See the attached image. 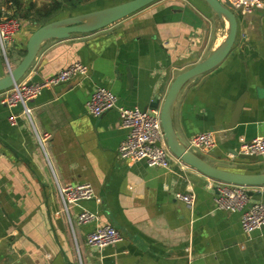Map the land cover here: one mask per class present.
Segmentation results:
<instances>
[{
	"label": "crops",
	"instance_id": "obj_1",
	"mask_svg": "<svg viewBox=\"0 0 264 264\" xmlns=\"http://www.w3.org/2000/svg\"><path fill=\"white\" fill-rule=\"evenodd\" d=\"M41 1L21 0L17 8L0 0L21 20L10 46L11 66L25 55L33 30L57 13L36 14ZM99 1L63 0L58 12H85ZM32 3L36 8L27 17ZM235 12L238 36L231 51L184 84L173 122L186 144L196 133L213 131L215 146L196 149L209 162H239L237 170L264 172V155H235L242 144L264 135V7ZM227 28L205 0H156L104 28L42 45L23 79L54 76L76 60L89 73L43 89L30 102L33 123L22 105L0 100V264H264V226L247 233L241 211L217 207L220 180L182 160L150 166L118 153L128 134L119 108L145 109L154 98L162 104L175 76L216 48ZM7 71L0 56V76ZM101 86L115 93L117 104L94 116L87 102ZM11 114H17L16 124ZM46 131L51 138L40 143L37 133ZM80 182H90L96 195L67 210L59 185ZM249 190L251 203L264 202V184ZM176 192L192 194V202ZM83 210L95 219L79 222ZM107 223L119 229L122 240L102 249L87 245V233Z\"/></svg>",
	"mask_w": 264,
	"mask_h": 264
},
{
	"label": "built area",
	"instance_id": "obj_2",
	"mask_svg": "<svg viewBox=\"0 0 264 264\" xmlns=\"http://www.w3.org/2000/svg\"><path fill=\"white\" fill-rule=\"evenodd\" d=\"M235 9L252 11L257 7H264V0H230ZM21 30V20L10 9L0 6V56L7 62L9 68V48L14 43ZM89 73V66L76 60L61 69L54 76L42 80L21 79L11 88L0 92V100L9 107L22 105V112L32 122L34 100L47 87L66 82ZM117 104V96L106 87H97L91 94L87 105L94 116H99ZM122 125L127 128L128 134L121 142L118 153L129 161L145 160L150 166L169 167L173 161H181L169 148L161 122L160 110L157 108L141 109L119 108ZM12 124L17 123V114L9 117ZM33 123V122H32ZM40 143L51 138L46 131L37 133ZM216 143L213 131H202L191 136L187 143L190 149L211 150ZM239 152L246 154L264 155V135L256 136L249 142L242 144ZM216 195L217 207L227 211H241V223L245 232L250 233L264 226V202L256 200L251 203L248 190L250 187L237 183L220 181ZM59 192L63 205L68 210L71 204L79 203L95 197V189L90 182L59 185ZM177 198L192 202L190 193L176 192ZM79 222H90L95 219L93 212L83 210L79 212ZM123 238L122 233L112 224H104L87 233L86 243L97 249L115 244Z\"/></svg>",
	"mask_w": 264,
	"mask_h": 264
},
{
	"label": "water",
	"instance_id": "obj_3",
	"mask_svg": "<svg viewBox=\"0 0 264 264\" xmlns=\"http://www.w3.org/2000/svg\"><path fill=\"white\" fill-rule=\"evenodd\" d=\"M156 0H124L117 4L103 7L97 10L85 11L69 16H57L42 25H39L30 34L26 53L22 59L9 70L0 76V92L7 90L18 83L31 67L37 53L42 45L51 38H67L73 33H87L104 28L134 12L144 8L145 6L155 2ZM213 12L220 18L228 22L227 34L225 39L209 54L194 63L191 67L179 72L165 96L164 101L160 104V100H154L145 108H158L160 105V116L162 126L165 132V139L169 148L183 162L189 164L204 174L227 183H237L250 186H259L264 184V172H246L237 170L239 162H229L219 160L215 163L209 162L199 155L196 149H190L186 142L177 133L174 122L173 112L177 96L186 82L193 77L209 71L219 65L231 51L238 36V19L235 7L230 0H205ZM242 102L237 104L235 117L232 119L231 126H234L237 119V112L240 110ZM241 160H258L256 154H246L235 152ZM240 161V160H239ZM254 192L248 190L251 196Z\"/></svg>",
	"mask_w": 264,
	"mask_h": 264
},
{
	"label": "trees",
	"instance_id": "obj_4",
	"mask_svg": "<svg viewBox=\"0 0 264 264\" xmlns=\"http://www.w3.org/2000/svg\"><path fill=\"white\" fill-rule=\"evenodd\" d=\"M69 2H72L73 0H68ZM82 0H78V3L79 2H81ZM7 2H9V4H10V2H12V3H14L16 6H17V8H19L20 7V5H21V0H7ZM32 8H36V4L35 3H32V4H30L29 5V8L27 9V11H26V16L27 17H30V9H32ZM64 8V5H63V0H53L52 2H48L45 6H44V11H45V13H43L42 11L43 10H36V11H38V13H41V14H43L45 17H50L54 12H60L62 9ZM28 13H29V15H28ZM15 15H17L16 13H14ZM57 13H56V15L53 17V19L54 18H57ZM61 15H59V17H60ZM51 18V17H50ZM47 21V20H46ZM45 21V22H46ZM50 21V20H49ZM45 22H43V23H45ZM48 22V21H47Z\"/></svg>",
	"mask_w": 264,
	"mask_h": 264
},
{
	"label": "rangeland",
	"instance_id": "obj_5",
	"mask_svg": "<svg viewBox=\"0 0 264 264\" xmlns=\"http://www.w3.org/2000/svg\"><path fill=\"white\" fill-rule=\"evenodd\" d=\"M78 1V0H77ZM124 1V0H123ZM46 2L48 3V1H45V0H42L41 1V4L39 5L40 7H39V9L38 10H45L44 9V6L46 5ZM82 2V1H81ZM83 2H86V0H83ZM120 2H122V1H120ZM117 3H119V1L118 0H102V1H99L98 3H96L94 6H95V8H91L92 7V5H88L87 6V8H88V10L87 11H90V10H97V9H100V8H103V7H107V6H110V5H113V4H117ZM81 8V7H80ZM79 10V7H78V9L76 10V11H78ZM42 11V12H43ZM86 11V10H85ZM75 12V11H74ZM38 13V11H36V14ZM58 13V15H59V12H57ZM19 16L20 15H22V14H18ZM9 51H10V48H9ZM9 53V58L11 59V51L10 52H8ZM5 61V60H4ZM5 63H6V65H7V68H8V70H9V66H8V64H7V62L5 61ZM12 65V64H11ZM10 65V66H11ZM14 65V64H13ZM16 65V64H15Z\"/></svg>",
	"mask_w": 264,
	"mask_h": 264
}]
</instances>
